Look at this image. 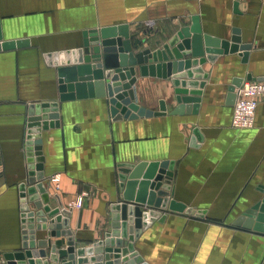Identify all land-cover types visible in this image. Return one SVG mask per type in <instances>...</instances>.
I'll return each instance as SVG.
<instances>
[{
	"label": "crops",
	"instance_id": "1",
	"mask_svg": "<svg viewBox=\"0 0 264 264\" xmlns=\"http://www.w3.org/2000/svg\"><path fill=\"white\" fill-rule=\"evenodd\" d=\"M195 19L204 35L230 40L238 29L252 44L246 63L236 53L202 65L209 77L197 113L175 114L172 80L144 77L139 66L137 103L159 110L165 100V116L116 121L108 96L61 93L60 66L83 47L84 32L128 26L137 53L162 48ZM0 28L3 42L25 41L0 50V264L21 249L29 113L44 103L57 104L60 115L39 134L46 185L71 212L78 244L105 240L121 213L119 166L146 162L144 172L154 164L165 172L169 203L187 207L146 209L152 224L135 248L148 264H264V233L235 225L264 197V100L255 126L237 129L229 91L235 79L264 77V0H0Z\"/></svg>",
	"mask_w": 264,
	"mask_h": 264
},
{
	"label": "water",
	"instance_id": "2",
	"mask_svg": "<svg viewBox=\"0 0 264 264\" xmlns=\"http://www.w3.org/2000/svg\"><path fill=\"white\" fill-rule=\"evenodd\" d=\"M84 36L83 47L68 52L60 66V82L65 84L61 93L70 92L69 97L73 99L85 97L89 89L91 96L95 90L99 97L108 96L116 121L161 117L168 113L165 100L160 101L159 110L137 103L133 88L137 81V66L144 77L172 80L179 104L175 114L184 110L197 113L205 80L209 77L202 65L207 61L214 62L219 55L236 53L246 63L252 49V44L243 43L240 30L234 29L230 40L215 38L203 34L197 19L190 28H183L154 51L143 49L135 53L132 39L136 35L130 34L128 26L93 29L84 32ZM2 38L0 28V50L22 47L25 43L3 42ZM247 80L264 81V77L254 78L249 74ZM243 82L244 78L233 81L229 88L230 99L236 100V89ZM66 98L61 97L62 100ZM57 108V104L50 103L31 106L25 141L29 177L20 186L22 245L19 251L5 254L7 264H148L135 248V242L152 224V214L146 209L169 207L171 211L184 212L187 207L175 201L169 203L168 180L165 181L164 171L156 173L158 165L154 164L144 172L146 162L137 166L122 164L119 181L123 202L117 208L121 213L113 216L111 232L105 240L92 245L78 244L74 232L69 229L71 212L53 202L46 185L45 158L39 134L49 126L59 125ZM235 225L264 233V197ZM62 237L66 238L63 246L53 240Z\"/></svg>",
	"mask_w": 264,
	"mask_h": 264
},
{
	"label": "built area",
	"instance_id": "3",
	"mask_svg": "<svg viewBox=\"0 0 264 264\" xmlns=\"http://www.w3.org/2000/svg\"><path fill=\"white\" fill-rule=\"evenodd\" d=\"M241 2L245 0H234ZM264 100V81L245 79L236 89V101L233 109L232 126L237 129H250L255 126L256 115L261 101ZM53 181H57L53 178ZM83 200L77 202L82 207Z\"/></svg>",
	"mask_w": 264,
	"mask_h": 264
},
{
	"label": "rangeland",
	"instance_id": "4",
	"mask_svg": "<svg viewBox=\"0 0 264 264\" xmlns=\"http://www.w3.org/2000/svg\"><path fill=\"white\" fill-rule=\"evenodd\" d=\"M57 240L60 242V245H61V246L65 245V240H66L65 237L57 238Z\"/></svg>",
	"mask_w": 264,
	"mask_h": 264
}]
</instances>
